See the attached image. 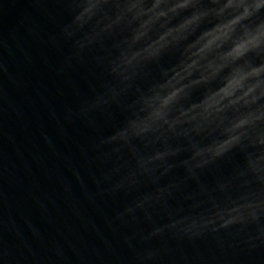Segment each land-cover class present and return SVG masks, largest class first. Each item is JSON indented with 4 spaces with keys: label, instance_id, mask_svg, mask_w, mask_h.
Listing matches in <instances>:
<instances>
[{
    "label": "water",
    "instance_id": "95a60500",
    "mask_svg": "<svg viewBox=\"0 0 264 264\" xmlns=\"http://www.w3.org/2000/svg\"><path fill=\"white\" fill-rule=\"evenodd\" d=\"M224 5L0 0V264H264V49Z\"/></svg>",
    "mask_w": 264,
    "mask_h": 264
},
{
    "label": "clouds",
    "instance_id": "9594fccd",
    "mask_svg": "<svg viewBox=\"0 0 264 264\" xmlns=\"http://www.w3.org/2000/svg\"><path fill=\"white\" fill-rule=\"evenodd\" d=\"M187 3V0H184ZM179 6H184L181 4ZM225 8L235 10V16L232 23L242 21L243 33L239 40L235 41L236 47H242L243 52L253 49H264V0H225ZM264 74V64L257 67H251L246 75H252L258 78ZM253 119H264V113L257 114Z\"/></svg>",
    "mask_w": 264,
    "mask_h": 264
}]
</instances>
